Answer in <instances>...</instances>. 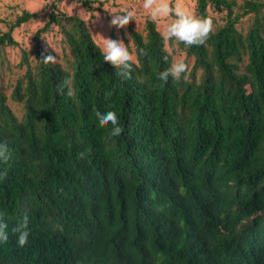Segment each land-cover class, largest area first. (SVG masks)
Returning a JSON list of instances; mask_svg holds the SVG:
<instances>
[{
	"label": "trees",
	"instance_id": "1",
	"mask_svg": "<svg viewBox=\"0 0 264 264\" xmlns=\"http://www.w3.org/2000/svg\"><path fill=\"white\" fill-rule=\"evenodd\" d=\"M58 1L20 56L11 94L20 118L0 90V143L11 151L0 162V264H264V0H244L239 13L235 0H196L197 15L212 9L225 21L203 45L183 46L188 79L167 82L158 74L171 56L152 21L144 34L127 25L129 50L147 55L122 79ZM32 17L6 23L0 51L20 48L12 32ZM52 26L68 47L64 66L39 61ZM65 79L72 97L57 94ZM110 110L118 137L95 116ZM25 215L19 247L12 229Z\"/></svg>",
	"mask_w": 264,
	"mask_h": 264
},
{
	"label": "clouds",
	"instance_id": "2",
	"mask_svg": "<svg viewBox=\"0 0 264 264\" xmlns=\"http://www.w3.org/2000/svg\"><path fill=\"white\" fill-rule=\"evenodd\" d=\"M143 17L160 25V35L169 52L174 50L175 45L183 44L186 48L203 45L214 31L213 19L209 16H199L195 12L194 0H141ZM111 26L117 30L124 28L130 20H137V13L132 10L123 9L119 13H110ZM98 17V14L96 15ZM96 46L103 53V61L109 63L115 69L116 75L122 79H130L133 65L139 66L138 56L147 55L144 48L130 51L128 45L121 40L104 38L96 34ZM167 59V57H165ZM44 65L56 64L57 58L53 55L43 56L39 60ZM190 66L186 59L181 57L175 60L170 67L158 74V79L167 82L169 77L175 81L188 79ZM66 90V92H65ZM58 95L66 94L68 97L74 95L72 81L65 79L56 88ZM111 95V93H108ZM96 119L101 128L109 130L112 137H118L123 133L120 121L115 111L95 112ZM87 152L78 154V158L84 159ZM11 159V151L6 142L0 143V162L7 163ZM7 176V170L0 173ZM8 225L0 219V243H7ZM18 233L17 244L24 247L28 243L30 231L28 228V217L22 220L12 229ZM162 259V257H161Z\"/></svg>",
	"mask_w": 264,
	"mask_h": 264
},
{
	"label": "rangeland",
	"instance_id": "3",
	"mask_svg": "<svg viewBox=\"0 0 264 264\" xmlns=\"http://www.w3.org/2000/svg\"><path fill=\"white\" fill-rule=\"evenodd\" d=\"M102 2L99 4L98 2ZM94 3L83 5L80 0H59L57 8L68 14L78 17L83 20L87 26L91 38L96 43L97 37L94 35L99 34L104 38L113 40H121L128 45L129 49L132 48L131 37L128 32L127 25L117 30L111 26V14L119 13L123 9L135 11L137 13V20H130L133 23V28L144 34V22L148 19L143 17L141 0H95ZM196 0H194L195 3ZM244 0H235L237 12H241L240 5ZM50 0H0V33L7 30L6 23L13 22L14 19L21 14L22 11H27L33 14V17L25 24L20 25L12 32L13 38L19 43L20 48L10 49L6 48L0 51V90L6 96V104L10 110L20 118L23 114L22 105L12 99V90L14 83L20 75L23 74L24 68L19 66L20 56L22 52L31 54L34 45V34L41 28L46 21L49 14ZM195 10V9H194ZM208 16L213 19L214 26L224 23L225 13L215 12L212 9L207 10ZM98 14V17L96 16ZM151 21V20H149ZM250 22V16L241 18L238 28L245 30ZM154 23V22H153ZM156 30L161 32L160 25L154 23ZM40 44L43 49L49 54L57 58V63L64 66L68 56V47L64 45L61 33L55 26L50 27L46 32L39 36ZM183 44H177L174 50L169 52L165 45L167 52L171 56L172 63L183 57L189 64L190 68L193 63L192 57H187Z\"/></svg>",
	"mask_w": 264,
	"mask_h": 264
}]
</instances>
